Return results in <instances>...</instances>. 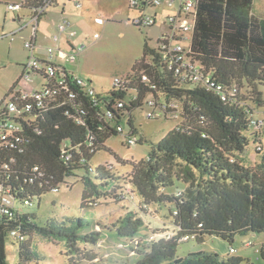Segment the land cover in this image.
Listing matches in <instances>:
<instances>
[{
    "label": "trees",
    "instance_id": "16d2710c",
    "mask_svg": "<svg viewBox=\"0 0 264 264\" xmlns=\"http://www.w3.org/2000/svg\"><path fill=\"white\" fill-rule=\"evenodd\" d=\"M41 1L22 0L21 9L31 10ZM193 2L196 22L188 56L216 84L226 90L236 88L234 97L223 99L224 91L200 82H178L174 68L164 59L167 41L161 39L157 50L145 44L141 60L108 92L97 93L89 82L87 87L78 85L74 81L77 75L53 61L57 76L67 82L66 89L57 87L58 93L45 96L39 105L20 101V92L13 87L0 102V132L7 122L21 129L12 147L0 141V186L11 200L13 212L12 216L0 213V264H6V239L17 245V264L40 259L32 249L34 235L64 242L72 262L73 255L79 254V244L128 242L142 236L143 229L157 241L139 264H244L240 257L222 258L209 252L191 253L182 259L175 256L183 239L202 243L205 236L212 235L231 241L238 234L264 232V124L258 129L252 124L253 120L264 122L260 113L264 107V0ZM129 8L139 13L155 9L149 1L143 8ZM37 57L41 65L49 66L45 58ZM26 68L24 65L23 70ZM91 87L96 92L94 100L85 91ZM241 90H246L245 96ZM8 99L15 102L14 112L4 107ZM144 104L150 111L161 104L178 105L176 118L165 110L155 119L180 123L132 166L130 180L108 164L93 167V156L107 149L110 137L121 135L127 145L136 143L132 113ZM251 143L252 158L261 157L254 167L240 160L249 155ZM70 178L75 182H68ZM78 182L83 184L80 211L101 206V199L107 196L101 191L118 200L120 196L114 192L121 193L128 186L143 202L118 200L125 203L123 216L113 221L110 214L90 221L51 216L40 222L28 211L34 201L60 185L71 189ZM87 199L96 205L89 206ZM154 203L159 209L167 208L172 223L167 234L161 230L163 224L144 227V210ZM260 256L264 260V243Z\"/></svg>",
    "mask_w": 264,
    "mask_h": 264
},
{
    "label": "rangeland",
    "instance_id": "374dc122",
    "mask_svg": "<svg viewBox=\"0 0 264 264\" xmlns=\"http://www.w3.org/2000/svg\"><path fill=\"white\" fill-rule=\"evenodd\" d=\"M75 3L69 5L63 15L57 11L49 10L44 18L46 25L43 26V35L48 36L50 34L61 16L73 24L77 36L71 41L77 44L82 43L85 48L74 62L65 61L59 65L65 67L66 71L89 82L97 93L108 92L116 78L122 79L131 72L134 65L141 60L145 44L149 49L157 50L158 41L166 36H171L167 24V20L173 13L171 8L163 6L146 10L143 14L145 17L154 13L157 14L156 23L151 27H143L134 24L141 13L129 8V0H79L81 8H76ZM178 6L179 3L176 1L175 7L178 8ZM162 8L166 11L163 12ZM260 8L259 4L257 9ZM20 13L24 16L26 12ZM96 17L104 21L103 26L94 22ZM95 33L99 35L96 41L92 39ZM173 43H179L183 47L189 45L186 39ZM8 45L6 40L0 41V65H2L1 62L8 63V56L4 50L5 46ZM37 55L47 58L44 49H37ZM1 76L0 71V78ZM3 88L0 86V102L8 92L7 89L1 98ZM245 92L246 90H241L242 96L246 95ZM261 92L264 101V87L261 88ZM245 98L248 100V96ZM246 102L250 107L254 105L251 101ZM149 111L150 107L144 104L142 108L135 109L132 113L133 125L136 129L133 138L136 143L127 145L123 136H112L106 141L107 149L99 151L93 156L91 165L99 167L108 164L114 172L130 180L132 166L144 160L152 145L163 138L177 123H180L179 120L172 121L163 118L147 119L146 114ZM262 114H264V107ZM123 127L128 129L125 122ZM142 138V143H137ZM262 145L264 149V143ZM248 152L249 155L246 158L240 159L243 164L254 167L260 163L261 157L258 155L256 159L252 158L251 154L254 153L252 143ZM67 181L75 182V179L70 178ZM111 185L112 182H109L108 187ZM82 190L83 184L81 182L75 183L71 189L65 185H60L57 191L47 193L39 201H34V205L28 211L34 213L40 222H45L51 216L61 218V216L69 215L90 221L95 217H106L110 214L112 215H110L109 220L113 221L118 216H123L122 204H134L132 201L143 202L137 193L128 186L121 193L118 190L114 192L115 195L119 194L118 200H125V203H118V200H113L109 193H105L103 190L101 191L102 194H107V196L101 199V206L92 210L80 211ZM87 201L90 203L89 206L96 205L92 203L94 202L92 199H87ZM159 208L158 204H149L144 210L143 214L145 215L138 214L143 216L144 227L149 225L155 227L163 224L161 230L167 234L171 228V219L167 215L166 207ZM140 233L142 236L128 242L101 240L96 245L79 244V254L73 255L72 262L66 255L67 250L64 242L34 235L32 249L39 254L40 259L33 261L32 264H139L144 256L150 254L152 243L157 241L150 236L148 230L143 229ZM263 243L264 232L247 235L238 234L231 241H224L212 235L205 236L202 243H197L193 238H188L179 242L175 257L182 259L191 253L209 252L216 253L222 258L227 256L240 257L244 260V264H264V260L260 256V248ZM230 246L235 250L232 254L229 252ZM5 256L6 264H17V245L9 239L5 240Z\"/></svg>",
    "mask_w": 264,
    "mask_h": 264
},
{
    "label": "built area",
    "instance_id": "2783aa9c",
    "mask_svg": "<svg viewBox=\"0 0 264 264\" xmlns=\"http://www.w3.org/2000/svg\"><path fill=\"white\" fill-rule=\"evenodd\" d=\"M59 0H42L35 8L28 11V15L25 21L22 23L20 28L29 27L31 29V37L29 40L25 41L23 46L28 53L27 68L24 70L21 79L19 90L20 98L22 102L37 101L41 104L42 99L47 96H54L58 93L57 87L66 89V80L60 79L57 76V71L52 66L55 64L53 61L62 62L70 61L74 62L76 57L83 51L85 45L82 43L71 42V39L76 38L77 32L73 29V24L66 18L61 17L55 25L54 32L49 37L44 50L46 51L47 58L45 62L49 65L44 67L38 61L36 56L37 47V35L39 30V23L41 18L49 11L51 8L56 6ZM149 1L155 9L158 7L171 8L173 13H171L167 24L171 31V36H166V54H164V59H167V65L169 68L173 69L177 77L178 82H200L209 87L216 88L218 92L221 93L223 99L234 97L237 93V89L233 88L231 90H226L221 85L216 84L211 80L210 76L204 75L200 67L193 61L190 54V43L195 28L196 22V12L195 4L193 0H129V5L132 7H144V3ZM176 1L179 3L178 8L175 7ZM144 2V3H143ZM22 5L19 4H6V8L9 11H17L21 9ZM76 8H81L79 2L75 3ZM145 10L141 12V16L136 22L144 26H153L156 22L152 15L143 16ZM94 22L98 25H104V21L100 18H94ZM14 33L11 34L10 39L12 40ZM99 35L96 33L93 35V40H97ZM182 39H186L189 43L188 47H183L181 44L173 42H178ZM167 55V56H166ZM61 67V66H60ZM58 68V67H57ZM59 78V79H57ZM146 79V77H144ZM74 81L78 85L86 86L88 83L82 78L76 76ZM119 82V78H116L113 85ZM88 95L94 100L96 92L94 89L88 88L85 90ZM150 105L153 103L150 102ZM4 107L9 112H14L16 110L15 102L8 99ZM165 110H170L172 117L176 118L178 116L179 107L176 104H161L159 107H154L146 114L147 119L160 118L161 114ZM252 124L255 129L261 128L264 124L263 121L253 120ZM21 133V129L18 125L11 122H7L4 125L3 130L0 132V141L7 142V145L12 147L16 141L19 140L18 135ZM130 143H134L130 141ZM10 190H6V194ZM12 203L7 195L3 194V189L0 186V213L3 215L12 216ZM234 249L229 250L230 254L234 253Z\"/></svg>",
    "mask_w": 264,
    "mask_h": 264
},
{
    "label": "crops",
    "instance_id": "0c3cea01",
    "mask_svg": "<svg viewBox=\"0 0 264 264\" xmlns=\"http://www.w3.org/2000/svg\"><path fill=\"white\" fill-rule=\"evenodd\" d=\"M21 1L22 0H0V41L3 42L4 40H6L9 43V45L5 46L4 49L6 55L8 56V63L4 64L3 62H1L2 65H0L1 66L0 71L2 73V76L0 78L1 81L0 86L2 88L4 87L1 91V98L4 96L7 89L8 92L13 87H15L14 90L16 89V91L22 89L20 85V79L24 72L23 66L26 65V61H27L26 51L24 49L23 42L29 40L32 34H31V29L29 27L26 28H20V27L22 26V23L25 21L29 10L19 9L17 11H9L6 8V4H19ZM74 2H79V0H59L56 6H54L50 10L57 11L58 13L63 15L67 7L71 4L73 5ZM162 9L163 12L166 11L164 8ZM261 9L262 7L258 10ZM20 12H26V13L23 16ZM47 13L48 11L46 12V14ZM46 14L41 18L39 23L36 51L37 49H44L49 37L54 32L53 29L48 36L43 35V31H44L43 26L46 25V23L44 22V18L46 17ZM156 15H157L156 13L152 14V16L155 17V20H156ZM12 33H14V36L13 39L11 40L10 36ZM63 62L65 61H62L60 63ZM7 94L3 97V99L7 96Z\"/></svg>",
    "mask_w": 264,
    "mask_h": 264
}]
</instances>
